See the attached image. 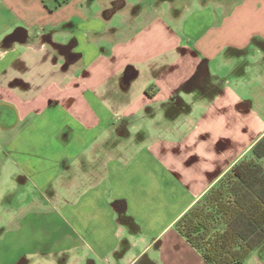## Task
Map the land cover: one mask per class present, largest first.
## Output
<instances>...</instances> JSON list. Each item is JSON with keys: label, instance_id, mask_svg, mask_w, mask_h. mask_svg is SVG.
Here are the masks:
<instances>
[{"label": "crops", "instance_id": "obj_1", "mask_svg": "<svg viewBox=\"0 0 264 264\" xmlns=\"http://www.w3.org/2000/svg\"><path fill=\"white\" fill-rule=\"evenodd\" d=\"M14 25L0 150L44 206L0 264H207L175 224L264 137V0H0Z\"/></svg>", "mask_w": 264, "mask_h": 264}, {"label": "trees", "instance_id": "obj_2", "mask_svg": "<svg viewBox=\"0 0 264 264\" xmlns=\"http://www.w3.org/2000/svg\"><path fill=\"white\" fill-rule=\"evenodd\" d=\"M175 229L207 264H243L264 246V137Z\"/></svg>", "mask_w": 264, "mask_h": 264}, {"label": "rangeland", "instance_id": "obj_3", "mask_svg": "<svg viewBox=\"0 0 264 264\" xmlns=\"http://www.w3.org/2000/svg\"><path fill=\"white\" fill-rule=\"evenodd\" d=\"M18 28L23 29L20 25H14L9 27L6 31H0V47L4 48L5 37ZM11 46L15 47V49H21L18 44L10 45L8 48L4 49H9ZM7 161L4 152L0 150V235H3L7 231H12L15 228L16 224H18L25 215L19 214L20 208L27 205L29 201H35L36 204L39 205L36 206L38 208L44 206V200L41 197L35 196L33 188L29 183H19L16 170ZM38 208L33 211H36ZM24 212L28 213L29 210ZM10 254H14L12 248H0L1 256Z\"/></svg>", "mask_w": 264, "mask_h": 264}, {"label": "water", "instance_id": "obj_4", "mask_svg": "<svg viewBox=\"0 0 264 264\" xmlns=\"http://www.w3.org/2000/svg\"><path fill=\"white\" fill-rule=\"evenodd\" d=\"M26 42V33L23 29H16L13 33L9 34L4 39V48H8L14 43H25Z\"/></svg>", "mask_w": 264, "mask_h": 264}, {"label": "flooded vegetation", "instance_id": "obj_5", "mask_svg": "<svg viewBox=\"0 0 264 264\" xmlns=\"http://www.w3.org/2000/svg\"><path fill=\"white\" fill-rule=\"evenodd\" d=\"M3 114L10 116V118L13 115L12 113L8 112V109L6 110V108H4V106H1V108H0V123L1 124H4V122H5V119H3V116H2Z\"/></svg>", "mask_w": 264, "mask_h": 264}]
</instances>
